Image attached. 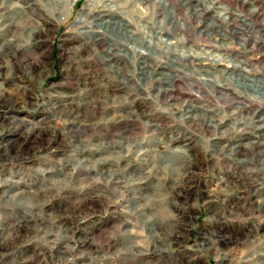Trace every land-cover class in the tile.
Segmentation results:
<instances>
[{
    "label": "rangeland",
    "instance_id": "obj_1",
    "mask_svg": "<svg viewBox=\"0 0 264 264\" xmlns=\"http://www.w3.org/2000/svg\"><path fill=\"white\" fill-rule=\"evenodd\" d=\"M0 264H264V0H0Z\"/></svg>",
    "mask_w": 264,
    "mask_h": 264
}]
</instances>
